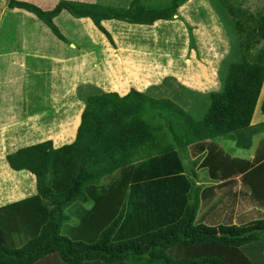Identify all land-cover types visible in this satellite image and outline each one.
Wrapping results in <instances>:
<instances>
[{
    "label": "trees",
    "instance_id": "16d2710c",
    "mask_svg": "<svg viewBox=\"0 0 264 264\" xmlns=\"http://www.w3.org/2000/svg\"><path fill=\"white\" fill-rule=\"evenodd\" d=\"M187 1L132 0L119 7L59 0L47 10L25 1L5 4L33 14L62 42L54 17L66 11L88 18L113 45L102 21L151 26L176 19ZM216 1L239 41L218 91L200 96L179 84L168 88L170 78L124 96L82 87L84 107L71 144L54 148L46 140L5 156L11 170L34 175L36 194L0 207V264H264V137L249 159L219 143L251 147L246 132L264 82V12ZM189 41L193 49L191 35ZM260 111L264 115V101ZM89 186L101 189L99 199L109 198L106 207L119 209L92 244L60 233L66 208L86 203ZM126 206L131 235L113 241L128 222Z\"/></svg>",
    "mask_w": 264,
    "mask_h": 264
},
{
    "label": "crops",
    "instance_id": "0c3cea01",
    "mask_svg": "<svg viewBox=\"0 0 264 264\" xmlns=\"http://www.w3.org/2000/svg\"><path fill=\"white\" fill-rule=\"evenodd\" d=\"M2 2L0 0V38L6 40V31L12 29L14 34L6 43L17 46L11 50L0 47V88L2 86L9 89L6 100L10 102L8 108L23 109L19 118L14 111H10L4 113L0 119V207L36 194L34 175L25 170H11L5 159L7 154L46 140H51L54 148L74 141L84 107L83 100L78 96L79 88L90 87L101 92L124 96L131 89L145 92L153 86L162 85L164 79L170 78L174 84L198 93L219 90L216 88L219 84L218 73L214 70L210 69L202 74H192L190 71L186 75L184 58L181 57L179 62L177 54L183 49L184 44L189 42L186 24L189 27L191 25L186 22L183 15L187 14L185 6L190 0L178 7L177 18L172 21L158 20L151 26L116 20L102 21L101 25L111 35L113 45L88 18L73 19L66 11H61L54 17L53 24L67 41L62 42L33 14L21 9H9ZM12 19L18 22H12ZM68 23L76 26L73 34L71 31L68 32ZM156 24L160 28L171 26L181 41L176 49L179 53L177 51V57H174L175 64L171 69L167 64L169 52L168 50L163 52L162 49L163 42L167 43L166 40L162 38V34L160 36L158 33L152 34ZM68 33L72 36H68ZM173 37L175 38L174 35ZM166 45L168 47L169 43ZM19 46H23L21 50ZM152 49L155 53H164L167 63L165 60L159 62L154 57ZM183 54L184 51L181 55ZM39 100H45L46 104H50L42 108L48 107L53 114H58V118L47 119L48 121L44 123L41 119L39 123L36 122L38 113L26 116L25 108L32 107L33 101L35 103ZM68 115L73 117L72 120L68 119ZM58 123L56 131L50 133L53 136L47 135L45 139H39L38 126L44 124L45 129ZM47 128L49 130V127ZM30 134L37 135V139L34 141L35 137H31ZM113 179L114 175L103 178V181L107 180L105 186ZM103 181L101 180L100 186ZM85 192L88 195L86 203L93 202L89 211L93 213L90 219H98L106 211L118 210V204H113L112 207L105 206L110 203L109 198L99 199L101 193L99 187H86ZM126 209L124 220H128L131 230L132 220L129 217L131 210L129 206H126ZM76 213L87 215L82 208Z\"/></svg>",
    "mask_w": 264,
    "mask_h": 264
},
{
    "label": "rangeland",
    "instance_id": "374dc122",
    "mask_svg": "<svg viewBox=\"0 0 264 264\" xmlns=\"http://www.w3.org/2000/svg\"><path fill=\"white\" fill-rule=\"evenodd\" d=\"M3 4H5V0H2ZM18 1H25L30 4H33L35 6H38L39 8H42L43 10L51 9L54 7V5L59 0H18ZM69 1H83V2H92L97 4H105V5H115L119 7H125L128 5L132 0H69ZM167 0H145L146 4L154 5L157 2L165 3ZM233 6H235L238 9H241L245 11L248 14L256 15L258 13L264 12V0H228ZM186 12L183 16L186 20V22L191 25L190 27L187 26L186 28L188 30V41H189V35L192 36L193 39V49H190L189 43H185L183 46V49L179 50L177 55L180 59L181 57L184 58V64H185V73L186 75L188 73L192 74H202L204 71L208 70H214L216 73H218V78L221 76L224 72V67L231 61L235 60L237 58V44L238 39L235 34V30L233 28L231 18L225 13L222 12L220 9L218 3L216 0H190V2L187 3L185 6ZM74 19V18H73ZM181 21L182 19L179 18ZM6 21L8 19H5ZM12 22H18L16 19H12ZM183 22H185L183 20ZM75 25L68 23V32H72V34L75 32ZM154 30H152L153 33H158L160 36L162 34V38L166 40L162 44L163 52L168 50V63L165 60L164 53L156 52L152 49L154 57L157 58L159 62L164 61L169 65V68L171 69L174 67L176 56V49L177 46H180L181 41L177 38V35L175 33V30L171 26H164L161 27L156 24L153 27ZM194 29L195 31H193ZM192 30V31H191ZM174 32V33H173ZM14 32L12 29L6 31L5 39L3 40L0 38V47L3 46L5 50H11L14 49L17 45H9L6 43ZM175 36V38L173 37ZM68 36H72L70 33H68ZM179 37V36H178ZM168 47L166 44H168ZM153 45V44H152ZM166 45V47H165ZM23 46H19L18 48L21 50ZM189 47V49L187 48ZM3 49V50H4ZM182 51H184V54L181 55ZM155 61V60H154ZM181 59L179 60V62ZM156 63V61H155ZM154 63V64H155ZM225 75V72H224ZM223 75V76H224ZM174 81H170L169 83L165 84L168 86V88L172 87L175 88L177 86H174ZM219 83V82H218ZM172 85V86H171ZM221 83L217 84V89H220ZM166 87V86H165ZM219 87V88H218ZM44 89V88H43ZM84 90L82 93H84ZM157 92V91H156ZM208 93V91L196 93L200 96H205ZM9 95V89L8 88H0V119H2L4 113H8L10 111H14L16 113V117H21L22 109H19V107L12 108L7 107V105L10 102H7V98ZM200 96L193 95L191 99L193 98V101H202L204 105H206V101H203L201 99H198ZM264 101V82L258 97L257 105L252 117V127L246 132L247 135H249V139L251 142V147L248 150H242L240 148H235L234 144L231 141L227 142H219L220 145L224 148L226 152L231 154L234 157H239L243 159H249L253 153L254 149L256 148L258 142L260 139L264 137V115L260 111V104ZM45 100H39L38 102L33 101L32 107L25 108L26 116H33L38 115V119L36 122H47V119L58 118V114H53V111L51 112L48 107L42 108L46 104ZM48 109V110H47ZM43 112V113H42ZM69 112V111H68ZM42 113V115H41ZM5 114V115H6ZM48 114V115H47ZM60 115V114H59ZM5 117V116H4ZM49 117V118H48ZM68 115V119L72 118ZM42 119V120H41ZM41 120V121H39ZM71 122V121H70ZM57 123V122H56ZM46 124V123H45ZM50 124V123H49ZM39 125V124H38ZM38 126L39 130V139H45L48 136H53V134H50L51 132L54 133L56 131L55 127L59 126L58 124H55V126L50 128L49 130L47 127ZM46 126V125H45ZM34 141L37 139V135L30 134ZM53 144V143H52ZM54 146V145H53ZM201 177L203 178V174H201ZM202 180V179H201ZM103 181V179H102ZM107 183V180H104L102 182V186H105ZM125 201L122 202V204ZM92 201H89L86 204H80L79 202L73 203L68 208H66L65 213L68 215L69 219L62 225L61 227V235L74 240V241H81L87 244H92L97 240L98 233L104 229L110 222L117 216V212L119 209L115 212H109L106 211L100 218L98 219H90L92 216V212L89 213ZM82 208L85 214L83 215L78 212V209ZM125 208V212H126ZM103 213V212H102ZM94 220V221H93ZM131 230L129 229V223L127 221H124L122 226L118 228L116 233L113 236V241H119L126 239L130 237Z\"/></svg>",
    "mask_w": 264,
    "mask_h": 264
}]
</instances>
